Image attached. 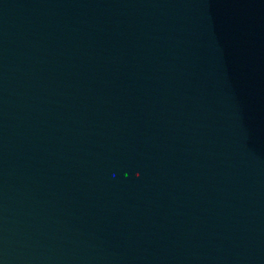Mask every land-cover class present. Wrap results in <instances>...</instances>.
I'll return each instance as SVG.
<instances>
[{"label":"water","instance_id":"1","mask_svg":"<svg viewBox=\"0 0 264 264\" xmlns=\"http://www.w3.org/2000/svg\"><path fill=\"white\" fill-rule=\"evenodd\" d=\"M0 264H264V0H0Z\"/></svg>","mask_w":264,"mask_h":264}]
</instances>
